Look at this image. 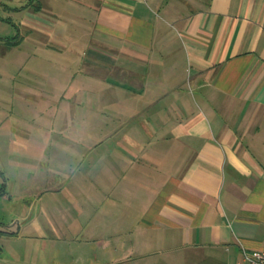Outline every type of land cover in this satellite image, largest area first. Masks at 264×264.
Instances as JSON below:
<instances>
[{
  "label": "crops",
  "instance_id": "1",
  "mask_svg": "<svg viewBox=\"0 0 264 264\" xmlns=\"http://www.w3.org/2000/svg\"><path fill=\"white\" fill-rule=\"evenodd\" d=\"M15 110L66 198L34 208L0 178V264H241L264 248V0H0V140Z\"/></svg>",
  "mask_w": 264,
  "mask_h": 264
},
{
  "label": "rangeland",
  "instance_id": "2",
  "mask_svg": "<svg viewBox=\"0 0 264 264\" xmlns=\"http://www.w3.org/2000/svg\"><path fill=\"white\" fill-rule=\"evenodd\" d=\"M60 115L61 119L65 116L64 109L60 110ZM33 117L34 116L31 115L20 116L19 111L15 110V118L12 119V126L14 127L12 130L13 132L11 131L6 140H0V169L2 168V170H0L2 171V173L0 172V178L7 183L8 193H10L9 196L12 199H16L19 196L24 198L27 197L32 207L35 208V206L40 205L42 199L54 197L63 200L66 198L64 194L66 191L61 189L59 196L51 193V179H48L47 175L49 177L51 175V164L53 159L51 160V158L44 157L43 160H41L42 158L36 156L37 153L35 154V150L38 149V147L40 149L41 146H44L46 140H44L42 133L34 127L35 125L32 121ZM20 118L25 122L22 123ZM19 126L23 127L25 131L22 130V133H20L16 130V128L19 129ZM4 127L5 126H1L0 133L4 132ZM80 128H82V126ZM64 141L63 144H69L68 140L64 139ZM79 142L75 150L79 151L78 154L80 157H77V155L75 157L72 156V153L70 154L68 152L67 147H64V149L61 148V151L64 150L62 154L70 155L68 158H60V168L67 171L69 170V172H65L66 174L61 176V185H66L68 183L69 177L74 170L73 167L84 162L87 153L83 151V141ZM49 143L52 142L49 141ZM44 161L48 162L49 165H46ZM63 162L67 166L63 165ZM41 167H43L42 171L40 169L35 172L34 169H39ZM48 169H50V172L47 171ZM12 187L13 190L11 189ZM66 256V254L61 255V259L63 260H61L60 263L68 260Z\"/></svg>",
  "mask_w": 264,
  "mask_h": 264
},
{
  "label": "built area",
  "instance_id": "3",
  "mask_svg": "<svg viewBox=\"0 0 264 264\" xmlns=\"http://www.w3.org/2000/svg\"><path fill=\"white\" fill-rule=\"evenodd\" d=\"M241 264H264V248L261 250L243 248V261Z\"/></svg>",
  "mask_w": 264,
  "mask_h": 264
}]
</instances>
